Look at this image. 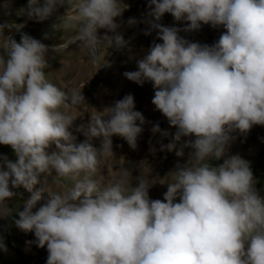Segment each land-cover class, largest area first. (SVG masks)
<instances>
[{"label": "clouds", "instance_id": "obj_1", "mask_svg": "<svg viewBox=\"0 0 264 264\" xmlns=\"http://www.w3.org/2000/svg\"><path fill=\"white\" fill-rule=\"evenodd\" d=\"M147 6L144 34L155 30V39L123 76L152 85V105L175 129L170 134L152 124L153 136L169 139L159 151L182 157L191 149L170 173L163 200H151L148 180L132 184L126 171L106 185L95 178L102 158L114 156L113 137L135 150L151 123L135 110L134 96L76 125L68 111L86 97L69 96L46 78L52 45L22 32L23 24H0V145L15 157L0 154V219L20 189L29 193L14 225L46 247V264H264V196L250 162L229 155L232 133L264 126V0H147ZM128 7L125 0H27L19 11L44 22L63 8L53 33H70L97 72L112 66L106 58L101 63L102 49L128 45L117 22ZM165 14L185 26L163 25ZM202 25L224 29L211 46L180 35ZM50 179L71 186L54 192ZM6 251L0 236V252Z\"/></svg>", "mask_w": 264, "mask_h": 264}, {"label": "rangeland", "instance_id": "obj_2", "mask_svg": "<svg viewBox=\"0 0 264 264\" xmlns=\"http://www.w3.org/2000/svg\"><path fill=\"white\" fill-rule=\"evenodd\" d=\"M125 3L129 7L117 22L121 23L119 31L128 41L127 47L119 51L115 58L116 51L111 48L102 49L99 53L101 63L106 58L112 64L110 68L96 72L88 53L73 42L63 50L49 52L47 57L49 67L45 70V74L49 82L65 91L69 96L73 91L83 92L87 103L73 107L68 111L76 125L86 124L90 116L102 114L105 107L111 105L113 101L123 98L126 94L134 96L135 110L140 111L146 121L151 123L145 124L142 134L138 137V146L135 150L129 148L123 139L113 137L114 156L102 158L100 171L95 178L106 185L119 176L122 171H126L132 184H135L138 178L148 180L150 187L148 194L151 200H163L167 191L166 184L172 181L170 173L175 170L177 163L183 165L188 161L191 149L185 148L182 157H177L175 151H159L160 143L167 144L169 139L161 140L159 134L153 136L150 131L152 124L159 123L160 128L169 131L170 134H174L175 129L169 127L166 118L152 105L151 100L154 96L152 85L146 82L143 86H138L123 76L125 71L136 70V60L144 55L151 44V34L146 36L145 31H140L131 38L139 29L149 28L147 0H125ZM5 4L7 7L3 6ZM26 6L27 0H0V24L11 26L23 24L24 27L21 30L49 46L52 45V47L66 43L70 33L64 31L53 33L51 29V25L56 22V17L64 14L63 8L48 20L36 22L28 19L26 15L20 14L19 10ZM129 18H135L137 23L131 27L128 26ZM160 23L165 26L181 28L185 26L183 23H176L168 14H165ZM10 30V28L6 29L5 34ZM223 31L222 27L214 29L209 25H202L199 31L189 34L196 35L204 44L211 46L218 41ZM151 32L154 41L156 32L155 30ZM181 33L185 39L198 42L188 34ZM45 34H49L50 39L45 40ZM100 35H103L102 31ZM14 38L19 41V33H16ZM232 135L236 139L229 147V155L239 154L250 162L256 180V188L264 196V126L255 125L247 134L242 135L239 132H234ZM83 139V136L78 135L77 142ZM185 140L186 138H182L180 143H185ZM93 144L99 148L101 141L95 139ZM150 147H155L157 151L153 154L149 151ZM0 154L8 156L9 159H15L12 150L7 146L0 145ZM222 162V160L214 161L213 166ZM49 183L54 192L66 191L71 186V181L62 179L55 181L50 179ZM19 192L21 193L19 197H14L8 202L9 215L0 219V236H3L7 248L6 252H0V264H46L48 256L46 247L38 248L34 243L35 237L32 233L25 234L14 225V220L18 218L17 213L23 210L24 202L30 197V194L23 189H20Z\"/></svg>", "mask_w": 264, "mask_h": 264}, {"label": "water", "instance_id": "obj_3", "mask_svg": "<svg viewBox=\"0 0 264 264\" xmlns=\"http://www.w3.org/2000/svg\"><path fill=\"white\" fill-rule=\"evenodd\" d=\"M148 29L149 28H141V29H139L138 31H136L132 36H131V38L132 37H134V36H136L140 31H148ZM22 32H24V33H27L26 31H24V30H21ZM17 32L15 31V29H14V31L12 32V35L14 36L15 34H16ZM28 35H30V36H32L31 34H29V33H27ZM186 34H188L190 37H192L193 39H195L196 41H198L199 43H201L202 45H204V43L202 42V40L199 38V37H197L196 35H193V34H189V33H186ZM180 35H183V33H180ZM32 37H34V36H32ZM35 38V37H34ZM130 38V39H131ZM36 39V38H35ZM66 43H67V47L68 46H70L73 42L71 41V40H67L66 41ZM153 43V35H152V32H151V44ZM151 44H150V46H151ZM66 47H64V48H61L60 46H58V47H53V52H57V51H60V50H63V49H65ZM118 53H119V51H116V53H115V56H114V58L118 55Z\"/></svg>", "mask_w": 264, "mask_h": 264}]
</instances>
